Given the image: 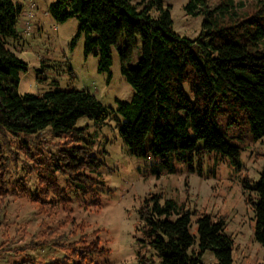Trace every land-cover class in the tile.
<instances>
[{"label": "trees", "instance_id": "trees-1", "mask_svg": "<svg viewBox=\"0 0 264 264\" xmlns=\"http://www.w3.org/2000/svg\"><path fill=\"white\" fill-rule=\"evenodd\" d=\"M167 1L57 0L49 12L57 22L72 17L80 20L74 44L85 36L86 53L99 57L101 72L111 73L112 49L126 38V48L120 52L122 75L135 95L131 103L117 101L124 119L117 121L133 155L176 156L182 162H193L197 155L216 152L236 160L240 148L221 130L222 117L248 121L255 140H264V1L255 17L234 24L226 10L214 15L206 0H190L188 11L196 14L204 6L207 13L203 33L196 41L174 32ZM22 12L23 6L15 0H0V212L9 194L31 196L41 207L53 196L69 204L72 199L61 187L58 174L71 183L79 181L82 194H86L87 184L92 189L97 181L89 175L103 161L91 155L93 142L82 145L87 129L76 126L82 118L100 126L110 117L105 106L85 90L56 89L42 95L19 92L28 63L9 46L16 48L23 40L24 32L18 27ZM137 36L143 41L142 58L139 67L129 68ZM45 135L56 141L55 151L45 149L51 144L43 140ZM15 142L28 158L22 168L37 177L35 192H29L23 177L11 180V169L20 161L19 153L12 150ZM244 188L256 194V199L249 200L255 209V235L264 245V172L254 186L246 180ZM139 213L144 221L142 231L161 264H203L200 259L206 251L214 252L219 264L233 263L235 242L226 234L224 221L201 215L196 237L191 233L194 213L175 200H163L162 194L146 198ZM197 242L198 248L191 251ZM56 244L45 238L32 246ZM74 245L80 246H75L72 256L107 252L99 249L97 240L86 245L80 239ZM140 260L142 264L151 262ZM11 264L67 262L44 263L24 257Z\"/></svg>", "mask_w": 264, "mask_h": 264}, {"label": "rangeland", "instance_id": "rangeland-1", "mask_svg": "<svg viewBox=\"0 0 264 264\" xmlns=\"http://www.w3.org/2000/svg\"><path fill=\"white\" fill-rule=\"evenodd\" d=\"M23 6L18 27L24 31L26 15L31 3L37 9L40 29L34 28L25 34L20 45L9 47L28 63V71L21 75L19 92L42 95L50 90H85L93 94L109 111L105 124L94 126L82 118L77 128L87 129L82 145L93 142L91 155L103 161L102 166L89 177L97 183L90 189L79 181L71 183L68 177L58 174V180L72 201L65 205L53 196L43 207L33 202L31 196L9 194L0 212V264H11L24 257H32L44 263L55 260L67 264H142L140 259H150L149 264H161L156 251L149 245L142 228L139 210L146 198L162 194L163 200H175L193 212L191 233L197 237V220L207 214L215 221H224L225 232L234 240L232 264H264V245L255 235V209L249 198L256 199L254 191L245 190L246 180L254 186L264 172V140H255L248 121L238 118L229 121L223 117L221 130L231 143L240 148L238 159L216 152L195 156L193 162H182L176 156L155 158L138 157L131 153L121 134L117 118V101L131 103L135 90L122 75L121 50L126 48L122 37L112 49L111 73L99 70L100 59L95 54L87 55L86 38L74 41L80 28V20L72 17L57 22L49 8L57 0H15ZM264 0H206V7L216 15L217 10H226L234 24L250 20ZM190 0H169L174 21V32L196 41L203 33L207 18L205 7L197 13L187 10ZM264 23V20H261ZM137 47L129 68H137L142 58V39H135ZM24 50V53L21 52ZM187 95L192 98L189 85ZM47 151H55L56 141L45 135ZM20 161L11 169V180L25 179L30 193L37 188V177L25 172L23 162L27 156L17 149ZM91 147V146H89ZM45 238L53 239L56 245L32 246ZM84 239L86 245L97 240L98 251L81 257L72 256L74 243ZM63 244V245H61ZM29 246V248H27ZM26 250H23L25 249ZM198 248V242L191 251ZM203 264H219L214 252L206 251L201 257Z\"/></svg>", "mask_w": 264, "mask_h": 264}, {"label": "built area", "instance_id": "built-area-1", "mask_svg": "<svg viewBox=\"0 0 264 264\" xmlns=\"http://www.w3.org/2000/svg\"><path fill=\"white\" fill-rule=\"evenodd\" d=\"M37 9V6L35 3H31L30 5V10L29 12L27 13L26 15V20H25V23H24V35L25 34H29L33 29H34V15H35V11ZM21 52L24 53V50Z\"/></svg>", "mask_w": 264, "mask_h": 264}, {"label": "crops", "instance_id": "crops-1", "mask_svg": "<svg viewBox=\"0 0 264 264\" xmlns=\"http://www.w3.org/2000/svg\"><path fill=\"white\" fill-rule=\"evenodd\" d=\"M37 16V18H35L36 19V21L34 22V28H38V29H40V24H39V18H38V15H36ZM26 20V19H25ZM24 32V31H23ZM24 38H25V35H23V40H21V41H19V43H18V45H20V43L22 42V41H24Z\"/></svg>", "mask_w": 264, "mask_h": 264}]
</instances>
